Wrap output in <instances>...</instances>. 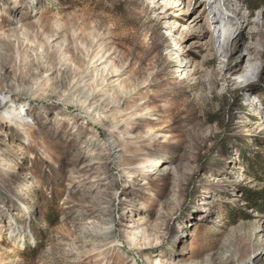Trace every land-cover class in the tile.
Here are the masks:
<instances>
[{"label":"rangeland","instance_id":"1","mask_svg":"<svg viewBox=\"0 0 264 264\" xmlns=\"http://www.w3.org/2000/svg\"><path fill=\"white\" fill-rule=\"evenodd\" d=\"M252 1L0 0V264H264Z\"/></svg>","mask_w":264,"mask_h":264},{"label":"bare ground","instance_id":"2","mask_svg":"<svg viewBox=\"0 0 264 264\" xmlns=\"http://www.w3.org/2000/svg\"><path fill=\"white\" fill-rule=\"evenodd\" d=\"M223 15H224V14L221 13L220 16H219L220 19H219V18H216V19H215V20L217 21V23H218V21H219V23H220V21L225 20ZM1 98H2V100H3V99H5L6 97H2V96H1Z\"/></svg>","mask_w":264,"mask_h":264},{"label":"trees","instance_id":"3","mask_svg":"<svg viewBox=\"0 0 264 264\" xmlns=\"http://www.w3.org/2000/svg\"><path fill=\"white\" fill-rule=\"evenodd\" d=\"M257 2H259V0H253L251 3H257ZM254 10H256V9H254Z\"/></svg>","mask_w":264,"mask_h":264}]
</instances>
